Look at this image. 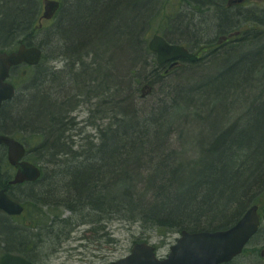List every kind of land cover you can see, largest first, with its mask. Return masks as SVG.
Returning <instances> with one entry per match:
<instances>
[{
  "label": "bare ground",
  "instance_id": "6f19581e",
  "mask_svg": "<svg viewBox=\"0 0 264 264\" xmlns=\"http://www.w3.org/2000/svg\"><path fill=\"white\" fill-rule=\"evenodd\" d=\"M49 1L57 4L53 15L47 0H0V55L26 49L38 59L2 71L13 97L0 105V264H49L72 242L92 253L111 251L119 242L114 224L138 238L111 264L141 245L164 261L183 234L228 232L252 209L255 234L224 264H240L258 235L250 264H264V3ZM156 41L174 51L162 52ZM227 90L220 117L216 99L205 102ZM197 133L201 140L189 145ZM2 140L17 145L14 160ZM149 147L166 155L172 179L154 175L144 159ZM24 163L36 172L20 182ZM224 175L252 188L245 201L216 185ZM150 186L172 190L146 197ZM153 195L166 198L154 204L165 214L151 213ZM153 234L179 237L160 256L149 242Z\"/></svg>",
  "mask_w": 264,
  "mask_h": 264
},
{
  "label": "water",
  "instance_id": "95a60500",
  "mask_svg": "<svg viewBox=\"0 0 264 264\" xmlns=\"http://www.w3.org/2000/svg\"><path fill=\"white\" fill-rule=\"evenodd\" d=\"M46 11L53 15L57 9L54 1L47 0L45 5ZM162 52H172L174 49L167 48L160 41L155 42ZM28 61L35 64L38 59L30 50L22 49L19 53L10 56L0 55V105L4 101H8L13 97V86L5 83L8 79L6 72L11 65ZM4 69V70H3ZM11 148V159H15L18 149L17 145L8 140ZM36 168L29 164L19 165L17 178L20 182L29 181L34 178ZM6 200L4 195L0 193V204ZM8 202H6L7 204ZM257 211L252 209L248 211L245 217L236 225V227L228 232L200 233V234H183V238L178 245L172 248V252L167 260L158 261L154 254L153 248L147 245L136 246L132 255L121 260L118 264H224L231 261L235 256L240 254L245 244L255 234L254 225L257 223ZM6 258L7 264H21V260H9Z\"/></svg>",
  "mask_w": 264,
  "mask_h": 264
},
{
  "label": "rangeland",
  "instance_id": "374dc122",
  "mask_svg": "<svg viewBox=\"0 0 264 264\" xmlns=\"http://www.w3.org/2000/svg\"><path fill=\"white\" fill-rule=\"evenodd\" d=\"M199 30L201 32H203V28H199ZM212 34H209L208 36H210ZM221 62V61H220ZM222 64V62H221ZM228 62L225 61L223 66L227 67ZM232 73V72H230ZM230 80H227L226 83L230 84ZM228 92V90H227ZM217 94V95H216ZM232 93L229 91L227 93V95H220L219 92L215 93L216 96H210V100L205 102V107L208 106L209 102L215 98L216 102L214 104L215 106V113L219 114L220 117H223L225 115V110L227 108V106H229V101H230V95ZM217 115V116H219ZM214 120V118H213ZM235 137H239V135H235ZM197 140H201L200 135L197 134H193V135H189L186 139L187 143L193 144L192 142H196ZM244 143V142H243ZM264 209V202L262 203V210ZM115 226L113 227L115 229V234L113 235V237H116L119 242L116 245H113V247L110 249L111 251L104 250L101 251L103 252V254L101 255L100 259L98 254L101 252H95L93 251V253L84 248H74L75 246H77L78 244H75L74 242H72V244H67L65 247L60 249V252L55 254L54 256L51 257V261L49 262V264H111L112 262H115L119 259L125 258L130 254V251L132 249V247L134 246V241L137 237V235L133 234L131 235L130 233H128L125 230L124 226H120L119 224H114ZM84 238L89 239L90 234H79L80 236H84ZM144 237V236H143ZM152 240H149V242L154 245L157 249H158V253L160 256H164L167 254L169 247L171 245H173L176 241V239L179 237L178 234L175 235H169L168 237H158L157 234H153ZM259 235L251 242V244L247 247V251L244 255H242V257H240L237 260V263L240 264H250L252 263V258H250V250L254 247V245H259L260 239ZM145 239H141L140 241H137L138 243H141ZM146 242V241H145ZM136 243V242H135ZM110 247V245H106V249ZM102 256L106 257L105 259L102 258ZM95 257V259H94ZM48 264V263H47Z\"/></svg>",
  "mask_w": 264,
  "mask_h": 264
},
{
  "label": "trees",
  "instance_id": "16d2710c",
  "mask_svg": "<svg viewBox=\"0 0 264 264\" xmlns=\"http://www.w3.org/2000/svg\"><path fill=\"white\" fill-rule=\"evenodd\" d=\"M1 26V25H0ZM55 146V147H54ZM53 146V148L52 149H54L55 151H57V152H61V148L60 147H58V144H56V145H54ZM57 147V148H56ZM150 148V150H148V152H146V154H145V156H144V159H145V161L146 162H148L151 166H152V170H153V172H154V175L155 174H157V173H163V177H165V178H167V179H169V178H171L172 179V176H171V172L168 170V167H167V165H166V161H165V158H166V155H164V153L163 152H158V150H156V149H153V147H149ZM130 152L131 153H134V151L133 150H130ZM30 157V156H29ZM211 164H212V161H211ZM211 166V165H210ZM210 166H206V168H209ZM139 169V168H138ZM211 173H212V171H211ZM213 174V173H212ZM214 175V174H213ZM215 176V175H214ZM231 176V177H230ZM224 180L223 181H221V182H219V179L217 178V181H216V185H219L220 187L223 185V183H225V188L227 189V191L226 192H229L230 194H231V197L234 199V200H236V201H238V203L240 204V203H242L243 201H245L246 200V198H247V196H248V193H249V191L251 192V190H250V188L251 187H248V186H246V183L245 184H241L240 182L238 183V179L237 178H235V180H233V178H232V175H224ZM87 180H90V178L88 179L87 178ZM149 180V179H148ZM237 180V181H236ZM142 181H144V180H142ZM184 181V180H183ZM225 181V182H224ZM147 183V182H146ZM0 185H2V187H5L2 183L0 184ZM217 187V186H216ZM170 188V191L172 190V188H171V186L169 187ZM169 188H167V186H163V187H159V188H154L153 186H150V188H148V189H144V191H145V194H146V197H147V195L149 194V193H151V191L152 190H158V191H160L161 193H167L166 191H168V189ZM224 188V189H225ZM252 189V188H251ZM199 190V188H197V191ZM194 191V193H195V190H193ZM217 191H219V190H217L216 188L214 189V193H217ZM237 191H242L243 192V194H244V197H239L238 195V193H237ZM82 192H84V191H82ZM169 195V194H168ZM83 197L82 198H79V199H76V201L78 202V203H81V204H83V203H85L84 202V194L82 195ZM163 195H161V196H155V195H153V197H154V199H152V200H150V201H148L149 202V204H152V205H150V206H153L154 204H156L158 201H161V198L163 199L162 201L164 202V200L166 199V198H164V196L162 197ZM90 198H91V196H89ZM161 201V202H162ZM187 203H189V202H187ZM139 205L140 204V202H136V205ZM145 206V205H144ZM155 206V209H153V211L151 212V213H155L154 215L156 216H158V214L159 215H162V214H165L166 213V208H163V205H154ZM107 207V206H106ZM106 209V208H105ZM104 208H101V210H105ZM182 209L184 210V211H187L188 209H187V207H185L184 205H183V207H182ZM151 213H149V217H150V215H151ZM156 213H158V214H156ZM187 219H189V216H188V213H187ZM148 220H149V222L151 221H153L152 219H150V218H147V222H148ZM157 223H158V225L159 226H161V225H165L164 223H162V221H161V218H159L158 217V221H157ZM155 230H157V231H159L160 232V234H161V231L159 230V229H156V227H155ZM11 232H14V231H11Z\"/></svg>",
  "mask_w": 264,
  "mask_h": 264
},
{
  "label": "flooded vegetation",
  "instance_id": "af4514ba",
  "mask_svg": "<svg viewBox=\"0 0 264 264\" xmlns=\"http://www.w3.org/2000/svg\"><path fill=\"white\" fill-rule=\"evenodd\" d=\"M247 1H253V0H247ZM256 1L258 2L259 0H256ZM260 1H261L262 3H264V2H263L264 0H260Z\"/></svg>",
  "mask_w": 264,
  "mask_h": 264
}]
</instances>
